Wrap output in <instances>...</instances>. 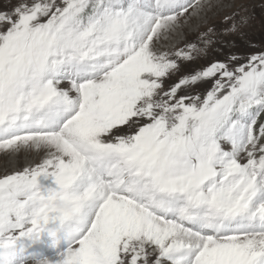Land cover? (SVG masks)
<instances>
[{
    "label": "snow or ice",
    "instance_id": "1",
    "mask_svg": "<svg viewBox=\"0 0 264 264\" xmlns=\"http://www.w3.org/2000/svg\"><path fill=\"white\" fill-rule=\"evenodd\" d=\"M251 18L0 0V158H26L0 170V264H264V42L234 43Z\"/></svg>",
    "mask_w": 264,
    "mask_h": 264
},
{
    "label": "rangeland",
    "instance_id": "2",
    "mask_svg": "<svg viewBox=\"0 0 264 264\" xmlns=\"http://www.w3.org/2000/svg\"><path fill=\"white\" fill-rule=\"evenodd\" d=\"M237 2L247 4L249 15L252 17L244 29V33L234 38V43L243 52L246 50L249 41H255L257 44L264 42V7L261 6V0H237ZM24 163H26L24 156H21L17 161H7L0 158V170H3L5 166L11 168Z\"/></svg>",
    "mask_w": 264,
    "mask_h": 264
}]
</instances>
